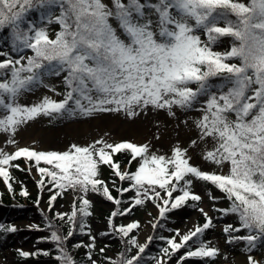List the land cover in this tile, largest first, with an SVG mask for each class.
I'll list each match as a JSON object with an SVG mask.
<instances>
[{
  "label": "snow or ice",
  "instance_id": "snow-or-ice-1",
  "mask_svg": "<svg viewBox=\"0 0 264 264\" xmlns=\"http://www.w3.org/2000/svg\"><path fill=\"white\" fill-rule=\"evenodd\" d=\"M161 112L177 129L183 126L186 139L176 136L165 147L105 133L62 149L38 148L35 139L19 143L20 130L43 117L135 120ZM0 137L7 191L15 192L10 168L31 172L35 164V184L49 186L46 207L54 211L43 225L27 228L47 229L37 239L55 250L18 248L20 257L168 264L176 254L175 264L186 257L264 264V0H0ZM160 139L157 129L154 140ZM21 157L24 164L14 163ZM97 194L111 203L101 235L120 238L111 254L97 246L89 224ZM58 196L67 197V211L59 210ZM205 198L211 211L202 206ZM34 203L40 206L39 193ZM185 204L202 222L158 237V254L147 251L153 234H133L139 219H115L152 206L155 228ZM221 219L226 247L207 235ZM0 231L15 233L19 226L0 223ZM76 231L89 242L73 243ZM237 247L243 261L232 255ZM81 248L86 251L77 256Z\"/></svg>",
  "mask_w": 264,
  "mask_h": 264
},
{
  "label": "rangeland",
  "instance_id": "rangeland-1",
  "mask_svg": "<svg viewBox=\"0 0 264 264\" xmlns=\"http://www.w3.org/2000/svg\"><path fill=\"white\" fill-rule=\"evenodd\" d=\"M52 29L56 28V25L53 24L51 26ZM55 82V80L53 81ZM41 91H46L42 89ZM31 95H26L24 97L25 100H30ZM159 119L160 123L157 124L156 120ZM181 119H183L181 117ZM159 129L161 133L160 140H154L155 133ZM107 133L106 138L110 139H118V138H128L133 139L135 141H143L145 139L153 140V143L156 145H163L167 147L169 143H171L172 139L176 136H179L181 139H186L187 132L183 130V126L181 129L176 128V122L169 121L163 112L159 114L149 113L148 115L140 116L135 120H125L122 116H116V114H93L90 116H76V117H67L63 119H52L49 117H43L36 121L33 124H30L27 128H23L18 133L19 143L20 144H31L32 140L35 139L37 144L35 145L38 148H57L62 149L66 146L67 143L75 141V142H88L92 138H98L101 135ZM2 140V137H0ZM2 146V145H0ZM16 161L20 162V159H16ZM14 161V163H17ZM24 161V160H23ZM42 164L45 162L41 161ZM21 164V163H20ZM24 164V163H22ZM105 174L106 170H105ZM39 174L36 173L35 167H32L31 172H24L20 177L16 176L14 182V189L17 192L21 187L20 181H23V186H25L29 192V195H34L37 197L39 193L40 199V207L45 211L49 210L46 205L48 203V185H45L44 189H39L35 184V178H38ZM0 183L2 190L5 196H9L10 192L7 191V187L3 181ZM199 190V188H198ZM5 204V202H3ZM56 205L59 206V210L67 211L69 208V204L67 202V197H59V199L55 202ZM205 208H208L210 211V205L207 198H205L203 205ZM4 207L2 203L0 204V208ZM111 207V203L107 200L104 201H95V215L89 218V224L91 225L92 234L97 237V246L105 247L107 253L111 254L118 250L116 245H109L108 241L103 238L101 233L106 231V216L108 214V210ZM135 207V206H134ZM52 210V209H51ZM54 214V211L52 210ZM146 213H151V215H147ZM156 210L152 206L145 207H135L134 211H130V213H126L123 216L116 217V221L119 222H128L129 219H139L141 221L140 231L139 233L136 230H133V234H137L138 238H143L146 235V231L152 227L150 221L156 215ZM171 218L173 222L169 224V230L174 229L176 227L185 228L190 227V223L193 217L196 218V221L202 222V217L197 209L195 208H186L181 206L178 209H171ZM0 220L3 219V214L0 215ZM9 221V220H8ZM225 221L220 220L217 222V226L215 229L210 230L211 238H218L220 241V245L222 247H226L224 238L222 237L221 232H216V230H221L222 225ZM10 224L15 223L19 227H27L29 223H36L31 217H22L16 216L12 221H9ZM147 229V230H146ZM215 230V231H214ZM174 234L168 231L165 235ZM85 243H88V234L85 233L82 238ZM34 239H25L24 241L16 240L13 235H6L3 231H0V264H27L26 262L17 261L16 255L14 251L18 248H24L25 250L32 251L35 249V241ZM215 242V239L214 241ZM79 254L82 251H86V249H78ZM99 255V253H97ZM174 255V254H173ZM172 255V256H173ZM239 257L241 261H243L244 256L237 250L232 253ZM170 259V257H169ZM49 261V260H47ZM46 261V262H47ZM202 262L201 259L195 257H186L181 264H200ZM37 264V263H33ZM168 264H172V262H168Z\"/></svg>",
  "mask_w": 264,
  "mask_h": 264
},
{
  "label": "trees",
  "instance_id": "trees-1",
  "mask_svg": "<svg viewBox=\"0 0 264 264\" xmlns=\"http://www.w3.org/2000/svg\"><path fill=\"white\" fill-rule=\"evenodd\" d=\"M117 158H120V157L118 156ZM33 166L35 167V164H33ZM41 166H45V164L41 163ZM12 169H13V172L12 171L11 172H12L13 176H15V177L17 176V177L21 178L22 174L24 172H26L22 169H17L15 167H13ZM106 173H107V170H106ZM0 178L3 179L2 177H0ZM12 183H13V181H12ZM10 196H11V198L9 196H4V194L2 193L1 188H0V201L6 200L8 203H10V201H12V200H17V204H11V205L7 206V209H6V217L7 218L8 217L13 218V217L19 216L21 214H27L30 217L38 219L39 224L43 225L45 223V220H44L45 215L46 214L47 215H53L51 213V210L43 211L40 208V206L38 207L37 204L34 203V201L36 199V196H34V195H28L27 197H25L20 192H18V193L14 192ZM92 198L94 199V201L106 200L105 198L101 197L98 194L94 195ZM58 199H59V196L57 197V200ZM184 206L187 208H192L189 206V204H185ZM171 221H172V218L170 216V213L168 212L167 213V219L161 218V220L157 222V227L154 228L153 233H152L154 236V239L151 240L147 246L148 252H156L158 254L159 248L163 243V241L158 239V237L163 236L162 234H163L164 230L167 228L166 223L171 222ZM57 222L63 224V222H61L59 220ZM160 225H163V227H161ZM63 227L66 229L67 225L64 224ZM9 233H11V232H9ZM9 233H7V234H9ZM48 234H49L48 230L41 227L40 229H37V230L19 229V231L14 233V236L16 239H18L20 241H24L25 239H30V238L36 237L37 247L53 249V251H54L55 249H54V246L51 242H49V241H38V239H37L39 236H45ZM84 234L85 233H80L79 231H76L74 236L72 238H70V240L74 243L76 239H81ZM207 235H208V237L210 236V230L208 231ZM102 236L104 239H106L108 241L109 245H111V246L116 245L118 247V250H119V248L121 247V243H120V238L118 236H116L115 234H112V233H107L106 235H102ZM76 254H77V256H79L78 249L76 250ZM17 256L20 260H29V259L35 257V256H31V257L23 258V257H20L19 255H17ZM36 257H39V258L40 257L41 258L50 257L51 262L43 263V264H57V260H56L55 256H45L43 254H40L39 256H36ZM148 259H149V257L147 255V253H145L146 262ZM204 263L206 264V262H204Z\"/></svg>",
  "mask_w": 264,
  "mask_h": 264
},
{
  "label": "bare ground",
  "instance_id": "bare-ground-1",
  "mask_svg": "<svg viewBox=\"0 0 264 264\" xmlns=\"http://www.w3.org/2000/svg\"><path fill=\"white\" fill-rule=\"evenodd\" d=\"M195 221H196V218L193 217L192 220H191L190 226H191L193 223H195ZM146 230H147V229H146ZM148 230H149V229H148ZM148 230L145 232L146 234H148Z\"/></svg>",
  "mask_w": 264,
  "mask_h": 264
}]
</instances>
